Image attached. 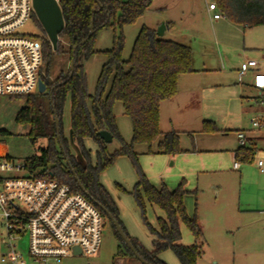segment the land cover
<instances>
[{
    "label": "trees",
    "instance_id": "trees-1",
    "mask_svg": "<svg viewBox=\"0 0 264 264\" xmlns=\"http://www.w3.org/2000/svg\"><path fill=\"white\" fill-rule=\"evenodd\" d=\"M214 1L222 15L235 24L245 27L264 25V0ZM152 2L153 0H59L65 27L60 34L58 49L54 51L47 38L43 41V60L47 68L41 78L48 89L45 93L11 98L20 97L25 100L16 116V122L30 126L27 135L31 142L35 144L41 138L47 139V145L39 153L25 158L30 173L49 172L58 181L70 185L73 192L83 193L99 209L120 241L113 264L118 258L130 256L138 259L118 233L105 209L119 221L146 263L167 264L159 257V253L170 248L182 264H198L204 254L206 240L198 217H190L187 213L185 196L188 191L185 189V180L174 190L166 184L155 186L139 166V153L135 150L138 144H147L151 148L157 142L156 153L177 155L184 152L177 132H169L160 139L161 103L176 95L182 74L194 71L193 52L189 45L164 39L148 26L141 28L129 60L123 59V27L135 23L150 9ZM34 18L37 20L35 15ZM105 28L119 32L115 35L113 47L104 51L108 60L102 67L96 92L91 94L84 63L98 52L95 49L96 36ZM63 39L67 40V48L62 43ZM64 52L69 54L70 62L74 60V69L72 71L69 68L52 81L49 63L55 53ZM109 80L110 87L105 94ZM68 99L72 136L84 162L73 152L70 139L65 134L64 113ZM89 100L92 102L91 107L88 105ZM118 101L132 121L133 137L129 143L121 138L118 130L114 112V105ZM102 130L109 131L113 138H119V149L109 152L107 143L99 135ZM203 130L219 131L212 121H205ZM2 133L7 134L4 130ZM86 139H92L98 145L95 164L92 163L91 150L86 147ZM257 151L258 148L254 145L240 146L236 151V161L252 162ZM122 155L130 157L136 165L139 179L132 194L142 211L145 225L155 236L154 250H148L138 239L128 234L120 219L116 202L99 179L100 173ZM146 200L165 214V217L158 218L157 228L146 217ZM182 224L194 235L192 245L180 243Z\"/></svg>",
    "mask_w": 264,
    "mask_h": 264
},
{
    "label": "rangeland",
    "instance_id": "rangeland-1",
    "mask_svg": "<svg viewBox=\"0 0 264 264\" xmlns=\"http://www.w3.org/2000/svg\"><path fill=\"white\" fill-rule=\"evenodd\" d=\"M214 0H154L150 9L141 16L135 23L128 24L123 27V34L125 36V48L123 52V59L129 60L135 40L144 23L151 26L156 22H160V26L164 23V19H173L175 23H171L170 29L162 36L164 39H176L183 41L193 46L195 56L200 57L201 53L206 57L211 55L210 60L213 67L217 69L224 67L220 65L217 60L213 46L209 42L212 37V32L217 30L211 25L210 15L208 14L205 4L213 2ZM166 2L169 6L165 9H157L160 4ZM33 17L20 29L22 34L39 36L43 39H48V36L41 25L40 21ZM225 20V19H224ZM158 26L156 31L159 29ZM118 30L112 28H105L98 32L95 40V49L98 51L94 56L87 59L84 63L85 72L87 74L89 91L95 94L97 89L98 79L103 65L107 62L108 57L104 53L113 47L115 35ZM178 32H181L177 35ZM180 35V36H179ZM204 39V40H203ZM49 40V39H48ZM206 40V41H205ZM65 48L68 47L66 39L62 40ZM200 49L201 52L198 51ZM220 55V54H218ZM71 66L68 53H55L49 63V75L53 81L62 73H66ZM47 68L46 63L43 64V73ZM212 74L218 76L219 71H214ZM111 80H109L106 87L105 94H107L110 87ZM245 88L243 93L238 98L230 99L225 92V97H217L216 104L219 108L218 113H213V116L219 120V127H224L227 130L223 132H205L200 135L198 140H194L188 136H183L182 141L186 147H194L195 144L205 149L217 150L211 152L213 154H222L223 169H211L207 172L201 173L199 178L195 176L189 180V185L193 187L192 190L197 189V194H191L187 199L186 206L191 214L197 215L204 219L206 223L205 235L206 242L204 250H206V257L201 264H233L235 257L234 251H237L239 246V237L246 234V229L238 231L236 234L224 232L229 241L227 245L221 246L218 243V238L213 233L214 222L223 224L229 219L233 218L232 212H236L239 207H256L263 203L264 199V173L260 171L257 166V158L252 162H241V169L234 170L233 150L240 146L237 139L236 131L238 129L252 128V117H258L263 123L264 121V95L259 96L257 91L248 89L245 85L238 84ZM226 90V88H225ZM233 98V97H232ZM91 100L88 101L91 107ZM25 100L23 98H11L6 95H0V143L4 145L9 155L16 161L21 162L25 158L39 153L40 149L47 145V139L41 138L37 143H32L27 133L30 126L28 124H20L16 122V116L20 109L24 106ZM114 112L117 117V125L121 138L126 142H131L133 137L132 121L128 115L124 113V108L121 102H116L114 105ZM220 113V114H219ZM70 99L67 100L64 113L65 134L70 138ZM6 133H2V131ZM254 134L264 136V128L254 130ZM161 139V138H160ZM86 147L91 150L92 163L97 161L98 145L92 139L85 140ZM109 152H114L119 149L121 142L118 137L114 138L111 143H107ZM264 150V139L258 145ZM147 144H138L135 150L139 153L148 149ZM152 147L157 148V142ZM73 152L76 151L72 147ZM148 151V150H147ZM209 153V154H211ZM163 156V157H162ZM174 155L164 154H146L138 155L139 166L145 174L155 181H159L162 177V167L173 170L178 167V164L171 165L174 160ZM165 158V159H163ZM148 172V174H147ZM101 183H103L107 190L112 195L114 201L119 208L120 219L125 226L128 234L138 239L142 245L148 250L153 249L154 236L150 233L148 227L145 225L142 217V211L138 206L132 191L139 179L136 165L126 155L119 156L112 165L104 169L99 176ZM172 176H168L170 182ZM187 185V184H186ZM122 186V188L120 187ZM213 186H216L214 188ZM126 189V190H124ZM218 193V194H217ZM146 202V217L149 221L155 222L158 212H163L159 207H153L147 200ZM235 210V211H234ZM183 231V238L188 236L195 240L194 235L185 224L181 225ZM212 229V230H211ZM223 230V229H222ZM253 234L264 242V226L261 228L259 222L252 227ZM5 230L0 224V238L4 237ZM120 241L116 237L112 225L107 219H103L102 241L97 254L87 256L85 254H71L69 257L63 259L62 264H113L114 257L117 253ZM229 245V246H228ZM30 237L25 233L17 241L18 249L29 257ZM228 246V247H227ZM234 246V247H233ZM218 249H217V248ZM227 247V248H226ZM264 247V244H263ZM221 249V250H220ZM160 256L168 264H182L174 251L170 248L160 252ZM129 260L141 264L140 261L128 256ZM236 258V257H235ZM238 259V258H237ZM219 260V262H218Z\"/></svg>",
    "mask_w": 264,
    "mask_h": 264
},
{
    "label": "built area",
    "instance_id": "built-area-1",
    "mask_svg": "<svg viewBox=\"0 0 264 264\" xmlns=\"http://www.w3.org/2000/svg\"><path fill=\"white\" fill-rule=\"evenodd\" d=\"M209 9L214 19L223 17L215 1ZM33 13V0H0V95L39 93L43 39L20 32ZM257 65L255 59L242 63L240 77ZM253 87L264 92V72L254 74ZM251 124L256 129L264 127L258 117H252ZM237 136L240 146H245L246 132L240 130ZM256 158L263 172L264 150H258ZM240 167L235 161L234 168ZM103 219L83 193L73 192L49 172L30 173L25 160L16 162L0 152V224L5 230L0 238V264H62L75 254L76 246L82 254L93 256L101 245ZM25 233L30 237L28 259L17 247Z\"/></svg>",
    "mask_w": 264,
    "mask_h": 264
},
{
    "label": "crops",
    "instance_id": "crops-1",
    "mask_svg": "<svg viewBox=\"0 0 264 264\" xmlns=\"http://www.w3.org/2000/svg\"><path fill=\"white\" fill-rule=\"evenodd\" d=\"M209 4L210 3H208L207 5L205 4V8L210 15L212 27L214 28V25H216L217 30L212 32V37L208 40L214 47L213 51L215 52L216 56H218L217 60L220 61V65L224 64V67H219L218 69L216 67H213L210 60L211 55H208L206 57L204 53H201L200 57H196L193 46L187 43H183V41L172 39L180 43L189 45L192 48V65L194 71L191 73L182 74L179 77L178 92L176 93V95L161 103L160 127L162 136L160 138L162 139L163 136L169 132H177L180 136V143L184 152L172 156L174 160L171 162V165L177 163L178 167L176 169L170 170L162 167V177L159 181H155L147 172V174L149 175L148 178L155 186L161 187L163 184H166L171 190H174L181 183V181L185 180V189L188 191V194L185 196V205L187 203L188 197H190L191 194L196 195L198 189L196 188L192 190L193 187L189 185V180L193 179L195 176L199 178L201 173L207 172L211 169H223L224 167L222 159L223 155L213 154L217 150L205 149V147H199V145L197 144H195L192 148L186 147L184 145V142L182 141V137L188 136L192 138L195 143V140L197 141L198 137L202 134H205L206 132L203 130V124L205 121L214 122L218 127L219 132L221 131L225 133L227 130L223 129L224 127H219V120L213 116V113L217 114L219 110L216 104V100L219 96L225 97V92L227 95H229L230 99L238 98L240 95L241 98H244L245 94L243 93V90H245V88H243L242 86H238V84L245 85L252 91H257L259 96L264 95V92H261L253 87L254 74L257 72H264V25L245 27L243 25H238L231 22L224 16L220 19H214L212 17L213 11L209 9ZM167 6L169 5L166 2H163L160 4V7H157V9L166 10V8H168ZM160 22L161 21L156 22L152 26L150 24L144 23L142 27L148 26L152 29H155L160 26ZM172 22L175 23L173 19H164L166 28L162 36H164L165 32L170 29V24ZM179 33L181 34V32H178L177 35ZM198 51L201 52L200 49H198ZM248 59L257 60L258 65L256 67L250 68L245 76L240 77L241 65ZM214 71H219V74H217L218 76H214V74H212ZM214 99L216 100L214 101ZM261 104L264 103L261 102ZM68 123L70 129V121H68ZM240 130L246 132V135L248 137V145H254L258 148V150H262V148H260L258 145L259 142L264 139V136L254 134V130H256V128H241L238 129L236 133ZM239 147L233 150V157L235 161L236 151ZM147 150L139 152V154H161L156 153V147H148ZM0 152L11 157L6 147L1 143ZM233 169L240 170L241 167L234 168L233 164ZM262 173H264V171ZM169 175L170 177L172 176L170 182H168ZM213 187L216 188V186ZM151 205L153 207L155 206L153 204ZM186 209L190 217H193L194 215L198 217L205 236L207 234V231L204 219L200 218L197 213L191 214L188 211L187 206ZM232 213H234L233 218L229 219L227 222H224L223 224L221 223V225L220 222H217V220L214 222V227L216 229H214L213 233L217 235V237L215 238H218V243L221 246V249H223V245L225 246L229 242L226 238L227 235H223L224 232L227 231L231 234H236L238 231L246 229V234L239 237V246L238 249H236L237 251H234L236 258L234 257L233 264H264V242H262L258 237H255L252 231V227L256 225V222H259L261 228H263L264 226V199L263 203L258 204L256 207H239L237 208L236 212ZM159 217H165L164 212L159 211L156 217V221H150L155 228L158 227ZM154 240L155 236L153 239V244ZM194 241L195 240L193 239L192 241V238H190L189 236L188 238L184 239L182 234L180 243L184 245H192ZM154 249H156L155 246H153L152 250ZM159 257L164 260L160 256V253ZM205 257L206 250L204 251L203 256L199 259L198 264H201V261H203ZM115 264L137 263L132 262L131 260H129V258L126 257L118 258Z\"/></svg>",
    "mask_w": 264,
    "mask_h": 264
},
{
    "label": "water",
    "instance_id": "water-1",
    "mask_svg": "<svg viewBox=\"0 0 264 264\" xmlns=\"http://www.w3.org/2000/svg\"><path fill=\"white\" fill-rule=\"evenodd\" d=\"M33 7H34V13L37 16L38 20L40 21L41 25L43 26L48 36V39L53 47V50L56 51L58 49V44L60 41V34L62 33L65 27V19H64L63 11L60 6L59 0H33ZM165 28H166V25L163 23L157 30L158 35L162 36L164 34ZM70 68L73 71L74 60H72ZM47 89H48L47 84L42 79H40L39 93H45ZM99 135L106 143H111L114 139L113 135L107 130L100 131ZM69 139L71 142V146L76 151V155L78 159L81 162H84L81 151L79 147L76 145V143L74 142L71 128H70V138ZM81 188L83 191H85L82 185H81ZM105 212L109 215L118 233L123 238V240L126 242V244L131 249V251L135 254L137 259L143 263H146L144 258L136 251V248L132 244L130 238L126 234L124 228L119 223V221L116 220L114 216L107 209H105ZM73 252L75 254H80L81 253L80 247L78 246L74 247Z\"/></svg>",
    "mask_w": 264,
    "mask_h": 264
}]
</instances>
